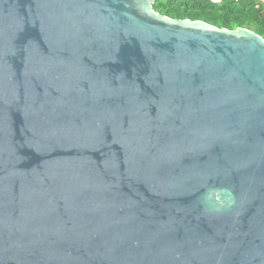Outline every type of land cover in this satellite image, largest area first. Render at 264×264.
I'll use <instances>...</instances> for the list:
<instances>
[{
  "label": "water",
  "instance_id": "95a60500",
  "mask_svg": "<svg viewBox=\"0 0 264 264\" xmlns=\"http://www.w3.org/2000/svg\"><path fill=\"white\" fill-rule=\"evenodd\" d=\"M156 0H0V264H264V37Z\"/></svg>",
  "mask_w": 264,
  "mask_h": 264
},
{
  "label": "trees",
  "instance_id": "16d2710c",
  "mask_svg": "<svg viewBox=\"0 0 264 264\" xmlns=\"http://www.w3.org/2000/svg\"><path fill=\"white\" fill-rule=\"evenodd\" d=\"M153 10L178 20L203 21L218 28H246L264 37L262 0H223L215 6L209 0H156Z\"/></svg>",
  "mask_w": 264,
  "mask_h": 264
},
{
  "label": "built area",
  "instance_id": "2783aa9c",
  "mask_svg": "<svg viewBox=\"0 0 264 264\" xmlns=\"http://www.w3.org/2000/svg\"><path fill=\"white\" fill-rule=\"evenodd\" d=\"M209 2L215 6H219L223 3V0H209ZM262 3L264 4V0H262Z\"/></svg>",
  "mask_w": 264,
  "mask_h": 264
}]
</instances>
